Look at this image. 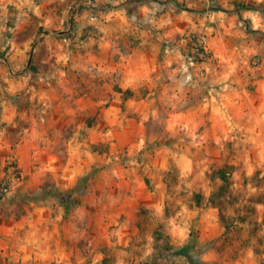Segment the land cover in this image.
Instances as JSON below:
<instances>
[{"label":"rangeland","instance_id":"rangeland-1","mask_svg":"<svg viewBox=\"0 0 264 264\" xmlns=\"http://www.w3.org/2000/svg\"><path fill=\"white\" fill-rule=\"evenodd\" d=\"M125 1L0 0V264H264V0Z\"/></svg>","mask_w":264,"mask_h":264},{"label":"trees","instance_id":"trees-1","mask_svg":"<svg viewBox=\"0 0 264 264\" xmlns=\"http://www.w3.org/2000/svg\"><path fill=\"white\" fill-rule=\"evenodd\" d=\"M145 1H149V0H126L123 3V5L126 6V7H130V6L134 5V4H142ZM173 1H174V4L177 7H179L180 9L188 10V11L191 10L186 4L180 2L179 0H173ZM211 9L218 10V11L219 10L220 11L221 10L227 11L224 8H222L221 6H218V7L212 6ZM243 9H250V6L248 4L241 3L238 6H236L232 11L240 14ZM215 177L222 181V185L220 186L222 193L218 194V193L214 192L210 196L209 202L214 204L217 208L220 209L221 217H222L223 220H225V214L223 213L222 208H223V204H224L225 199H226L225 198V194L228 193V192L231 193V191H232L231 190L232 181H231L229 172L226 171V168L219 169L216 172V176ZM197 197H198V205L200 206L203 199H202V196L200 194H198ZM228 228H229V226H228ZM191 251H192V246L191 245H184V246H179V247L173 248V252L175 254H180V255L186 256L188 258V261H189L190 264H216V263L204 261V260H201V259L195 257Z\"/></svg>","mask_w":264,"mask_h":264},{"label":"crops","instance_id":"crops-1","mask_svg":"<svg viewBox=\"0 0 264 264\" xmlns=\"http://www.w3.org/2000/svg\"><path fill=\"white\" fill-rule=\"evenodd\" d=\"M1 240V239H0ZM1 248V247H0ZM0 253H3V251L0 249ZM7 262V261H6Z\"/></svg>","mask_w":264,"mask_h":264}]
</instances>
